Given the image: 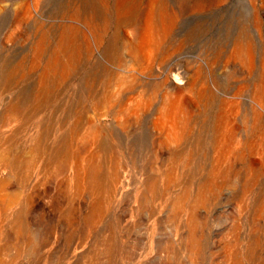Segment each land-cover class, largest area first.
Wrapping results in <instances>:
<instances>
[{"label": "rangeland", "instance_id": "1", "mask_svg": "<svg viewBox=\"0 0 264 264\" xmlns=\"http://www.w3.org/2000/svg\"><path fill=\"white\" fill-rule=\"evenodd\" d=\"M0 264H264V0H0Z\"/></svg>", "mask_w": 264, "mask_h": 264}]
</instances>
